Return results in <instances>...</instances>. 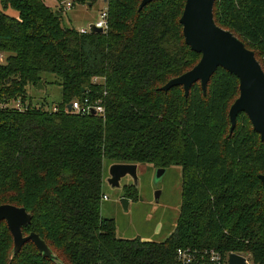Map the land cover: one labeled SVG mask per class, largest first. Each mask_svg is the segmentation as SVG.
Listing matches in <instances>:
<instances>
[{
	"label": "trees",
	"instance_id": "16d2710c",
	"mask_svg": "<svg viewBox=\"0 0 264 264\" xmlns=\"http://www.w3.org/2000/svg\"><path fill=\"white\" fill-rule=\"evenodd\" d=\"M141 1L108 0V28L83 34L45 0H0V205L25 207L24 234L39 233L56 256L44 258L33 241L14 255L2 221L0 264H180L177 250L187 247L264 264V141L245 112L230 131L239 78L219 67L206 93L200 81L188 96L183 86L163 91L201 53L185 41L186 0L140 10ZM214 18L264 69V0H215ZM45 73L62 88L58 111L28 98ZM86 95L103 100L105 117L66 110ZM18 98L31 106H2ZM105 163L181 167L180 213L165 240L117 235L101 212ZM136 195L135 185L125 193Z\"/></svg>",
	"mask_w": 264,
	"mask_h": 264
},
{
	"label": "water",
	"instance_id": "95a60500",
	"mask_svg": "<svg viewBox=\"0 0 264 264\" xmlns=\"http://www.w3.org/2000/svg\"><path fill=\"white\" fill-rule=\"evenodd\" d=\"M153 0H142L139 9H143ZM215 0H186L180 22L186 43L192 50L201 53L200 61L190 70L180 76L172 78L161 87L169 91L175 86H183L188 96L192 85L200 81L204 93L207 92L208 83L219 67L234 73L240 81V94L229 110L231 129L233 132L237 125L240 112H245L253 128L264 141V69L257 59L255 52L236 36L232 31L219 26L214 18ZM90 5V3H89ZM93 33L103 32L95 24L90 25ZM38 88L44 89V80L38 83ZM84 91V89H83ZM71 110V105H69ZM95 110L92 114H95ZM138 164L114 163L110 166L109 182L112 186H120V181L126 176L138 182ZM167 168H157V177H161ZM264 184V173L259 174ZM160 194L158 191L157 195ZM127 209L129 198L123 199ZM6 221L14 238L13 254L20 252L23 245L33 241L44 258L54 259L56 256L39 233L31 232L25 235L23 226L32 222V214L25 208L10 203L0 205V222ZM244 255L232 252L228 256L227 264H247Z\"/></svg>",
	"mask_w": 264,
	"mask_h": 264
},
{
	"label": "rangeland",
	"instance_id": "374dc122",
	"mask_svg": "<svg viewBox=\"0 0 264 264\" xmlns=\"http://www.w3.org/2000/svg\"><path fill=\"white\" fill-rule=\"evenodd\" d=\"M46 3L58 11L57 0H46ZM105 4L97 0L94 4H77L74 8L61 11L63 23L76 29H90L91 24L101 19ZM10 13H15L10 9ZM7 54L0 53V63L5 62ZM2 58V59H1ZM44 89L34 85L27 87V95L32 102H48L49 105L58 103L62 99V88L56 83L57 75L45 73ZM105 163L103 198L101 212L104 217L114 218L117 235L122 238H136L162 241L165 240L176 227L182 203V170L180 166H171L166 172L157 177V168L152 164H138V182L126 176L121 179L120 186H112L109 182L110 166ZM135 185L137 195L129 199L126 209L123 199L125 193ZM127 187L128 190H127ZM158 191L160 194L157 195ZM253 263V261L250 259Z\"/></svg>",
	"mask_w": 264,
	"mask_h": 264
},
{
	"label": "built area",
	"instance_id": "2783aa9c",
	"mask_svg": "<svg viewBox=\"0 0 264 264\" xmlns=\"http://www.w3.org/2000/svg\"><path fill=\"white\" fill-rule=\"evenodd\" d=\"M58 1V8H61L62 11H67L72 8H74L77 4L80 3V0H57ZM104 2L105 7L102 10L101 13V19L95 23L97 27H100L103 29L108 28V17H109V4L108 0H101ZM80 33L86 34L90 32V29H79L78 30ZM2 59V58H1ZM99 78H95V83L99 82ZM37 105H40L37 104ZM69 105H71V110L69 109ZM68 107L66 110L69 112H72L74 114L80 115V116H88L92 115V111L95 110L96 115H100L102 117L106 116V108L104 105V102L102 99H93L89 95L83 96V97H77L73 99L69 103ZM2 106L4 107H13L18 110H26L28 109L31 105L28 100L22 101L21 98L15 99L10 103H5ZM49 109L52 111H58V106L56 104L53 105H48ZM104 199H107V196H103ZM228 256L226 257L223 255L221 251H217L214 249H205V250H198V249H193L190 247L187 248H179L177 250V259L180 264H227L228 262ZM247 264H255L254 262L252 263L250 261V258L247 257Z\"/></svg>",
	"mask_w": 264,
	"mask_h": 264
},
{
	"label": "crops",
	"instance_id": "0c3cea01",
	"mask_svg": "<svg viewBox=\"0 0 264 264\" xmlns=\"http://www.w3.org/2000/svg\"><path fill=\"white\" fill-rule=\"evenodd\" d=\"M45 2H46V0H45ZM149 240V239H148Z\"/></svg>",
	"mask_w": 264,
	"mask_h": 264
}]
</instances>
